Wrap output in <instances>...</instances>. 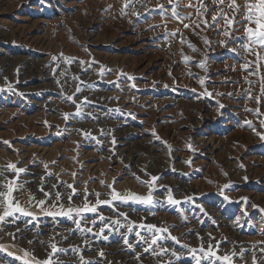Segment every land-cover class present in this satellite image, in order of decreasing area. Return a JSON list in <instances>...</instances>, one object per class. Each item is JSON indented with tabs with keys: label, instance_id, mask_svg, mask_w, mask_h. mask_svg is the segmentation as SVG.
<instances>
[{
	"label": "rangeland",
	"instance_id": "374dc122",
	"mask_svg": "<svg viewBox=\"0 0 264 264\" xmlns=\"http://www.w3.org/2000/svg\"><path fill=\"white\" fill-rule=\"evenodd\" d=\"M149 1L0 0V191L11 183L34 214L0 222V264L48 259L51 244L63 264H225L209 249L264 264V66L221 56L231 28L207 2L185 28ZM113 189L153 202L113 201ZM85 196L97 212L80 229L47 214ZM149 224L167 229L151 248Z\"/></svg>",
	"mask_w": 264,
	"mask_h": 264
},
{
	"label": "snow or ice",
	"instance_id": "6c2138e0",
	"mask_svg": "<svg viewBox=\"0 0 264 264\" xmlns=\"http://www.w3.org/2000/svg\"><path fill=\"white\" fill-rule=\"evenodd\" d=\"M171 2H172V0H169L170 4H171ZM219 3L224 4L225 0H219ZM127 6L128 5H125V7H127ZM189 6H191V5H189ZM159 7L161 10L164 9V5H159ZM201 7H203V5H201ZM227 7L232 10L233 16L231 18H229L228 15L223 10H221L219 15H213V17H212L213 23L218 24L219 21L222 19V20H224V22L227 26H231L235 20L236 15L237 14L241 15L243 17V23H245V25H246L245 31L247 33V37H246L247 40L250 42L251 45L260 46L261 51H264V0H246L245 5L243 7L238 5L236 3V0H229V2L227 3ZM172 15L174 17H177V19H190V17H183V18L179 17L177 15L175 7L172 8ZM204 23L207 25V21H204ZM184 27L187 28V27H189V25L185 24ZM174 34L175 33H173V35ZM223 35L230 36V32L224 31ZM221 43H223V42H221ZM189 47H192V45H189ZM245 48L247 50H251V49H248L247 45H245ZM257 57H258L257 64H258L259 60H264V55H260L259 53H257ZM185 59L187 60L188 58L185 57ZM102 74H103V72H101V75ZM129 79H132V77H129ZM76 91L80 92L81 89L79 87H77ZM262 92H264V84H262ZM68 99L72 100L73 98L68 97ZM85 99H87V98H85ZM76 107H77L76 115H80L81 114V106L77 105ZM249 111H253L257 115L259 114L258 109L249 110ZM68 118H69V114L66 113L65 119H68ZM246 123L249 125V127L253 128V131L256 130L255 126L252 125L251 121H246ZM260 125H261V127H264V120L260 121ZM257 134L259 135L260 133H257ZM262 138H264V137H262ZM7 168L15 169L17 174L24 171V169L17 168V166L15 164H8ZM2 174H3V172L0 171V175H2ZM157 179L158 178L155 176H153L151 178L152 181H156ZM142 183H146L150 189L152 188V184L150 182L142 181ZM3 187H6L7 191H0V205H6V206H4L3 214L0 215V222H6L7 217L16 218V213H20L26 217H33L34 216V214L31 211H28L24 207L21 206L19 200H15V202H13L14 198L12 197V193L14 190H18V188L14 189V186L11 183H8L7 181H6L5 185H3ZM53 187L55 188L56 186L54 185ZM67 187L72 189V193L74 195L75 194V188H73L72 185H67ZM109 187H111V185H109ZM224 187L228 188L229 185H225ZM45 195L49 196L51 194L46 193ZM55 195H56L57 202H58L59 199L61 198V193L56 192ZM96 195L99 196L98 193ZM111 195H112L113 201L128 202V201L132 200V201H136V202H140V203H144V204H151L153 202L151 191L149 192V195L147 197L139 196V195H135V194H129L126 196H122L120 193H117L113 189ZM72 198H73L72 195L68 196L69 201H71ZM224 198L228 199L227 196H225ZM187 199L190 200L192 198L188 197ZM37 203L42 206L45 204V200H40ZM111 203H112V201H109V200L100 201L99 199H97V201H96L97 205H99V204H111ZM168 203L170 205L180 204V201H178L172 197L170 190H169V194H168ZM55 206L56 205L54 204L53 207H55ZM59 207H60L59 212L49 211L47 214L50 216H53V217H55V216H66L69 218H73L74 223L76 224L78 229L81 228V222H82V219L84 218L83 214L96 213L97 212L96 206H91V207L89 206L88 201H87V196H85V202H84L83 207H76V208L70 207V208H68V210L66 212L64 211V205L63 204H60ZM73 214H75V217H80V218L79 219L75 218L73 216ZM101 219H103V217H101ZM92 223L94 224L95 221H93ZM146 227L149 229V231L154 230V233H153V236L151 239V243L149 244V248H151L152 245H156L160 239V236L156 235V233L167 232V229H159V228H156L155 225H151V224L147 225ZM81 230L87 231V232L92 231L91 228H83ZM103 230L104 229L101 228L100 232L102 233ZM170 238L173 241H176L177 243H179V241L176 237L171 236ZM29 243H32V242L29 241ZM50 247H51V253H49V258L42 260V261L33 258L34 264H63L62 261L54 260L51 257L57 253L65 252L66 250L62 249V248H57L56 244H51ZM185 247H186V245H185ZM4 250H6L5 246L0 245V251H4ZM73 250L75 251V249H73ZM145 251H148V249L146 248ZM164 251H167V250L161 247V252H164ZM193 251H195V250H193ZM201 251H204V250L201 249ZM172 254L176 255L175 252H173ZM8 255H12V253L9 252ZM100 255L103 256L104 255L103 252H101ZM207 255L208 256H215L216 260L223 261V262H225V264H231L229 256H227V255L222 256V257L217 256L215 253L211 252L210 249H209ZM24 256L28 257L29 253L25 252ZM16 259H20V257H16ZM80 259L82 261V264H91V262L83 261V257H81ZM33 261H29L28 259H24L23 264H33ZM196 264H200V261L197 260Z\"/></svg>",
	"mask_w": 264,
	"mask_h": 264
},
{
	"label": "crops",
	"instance_id": "0c3cea01",
	"mask_svg": "<svg viewBox=\"0 0 264 264\" xmlns=\"http://www.w3.org/2000/svg\"><path fill=\"white\" fill-rule=\"evenodd\" d=\"M203 1L207 2L209 6L213 7V11L215 12L214 15H219L220 11L223 10L229 18L233 16V12L231 9L228 8L227 10V3L229 0H225L224 4H220L219 0H213V2H210V0H183V2H192L190 4H174V5H164V9L161 10L158 5H154L153 1H149V11L151 15H154L159 18H165V19H174L177 21V23L181 24H189L188 21L193 20L192 13L196 12L198 9L199 4L203 5ZM199 2V3H195ZM246 0H236V3L243 7L245 5ZM197 4V5H196ZM153 5V6H152ZM191 5V6H189ZM175 7V10L177 12V15L181 18L183 17H190V19H177V17H174L172 15V8ZM228 12V13H227ZM230 13V14H229ZM173 21V20H172ZM224 24V21L222 22V19L219 21L218 24ZM245 23H243V17L239 14L236 15L235 20L229 28H231L230 33L232 35L231 42L229 45V52H223L221 53V56L227 55L228 60H231V62H237L239 64H242L245 62L246 65L252 66L255 65L256 60H258L257 53L260 55H264V51H261L260 46L257 45H251L250 42L247 40V33L245 31ZM172 32H167L168 35H171ZM245 45L248 46L247 50L245 48ZM259 64L264 66V60H259Z\"/></svg>",
	"mask_w": 264,
	"mask_h": 264
},
{
	"label": "bare ground",
	"instance_id": "6f19581e",
	"mask_svg": "<svg viewBox=\"0 0 264 264\" xmlns=\"http://www.w3.org/2000/svg\"><path fill=\"white\" fill-rule=\"evenodd\" d=\"M196 240H198V239H196ZM112 258V257H111Z\"/></svg>",
	"mask_w": 264,
	"mask_h": 264
}]
</instances>
